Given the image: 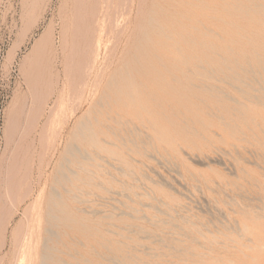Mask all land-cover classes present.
Masks as SVG:
<instances>
[{"label": "rangeland", "instance_id": "obj_1", "mask_svg": "<svg viewBox=\"0 0 264 264\" xmlns=\"http://www.w3.org/2000/svg\"><path fill=\"white\" fill-rule=\"evenodd\" d=\"M78 1L80 0H0V183L8 168L12 166L11 164H16L18 161L21 167L23 164V167L20 169L19 179L21 178V183L24 182L20 186V193L14 198V200L16 199L15 201L17 203L15 204H17V207L14 203H11V201L7 203L4 200L0 201V264H10L11 260L15 257L13 253L15 247L12 243L11 233L16 227L17 222L25 217L24 215H29L32 218L30 220V226H32L33 231H35L33 233V235H35V237L33 236V246L30 250V255L36 256L35 264H56L55 261L58 262L57 264H60L61 260H63L61 262L64 264L65 262L66 264H264V7H262L264 6V0H220L221 3L224 1V5L219 1V6L217 5L218 0H215V2L213 0H204L203 2L200 0V2L198 0H188L189 2L186 0H184L185 2L183 0H180L181 2L173 0V3L169 0L167 2L166 0H159L160 2L158 0H146V3H144L145 0H141L143 3L139 0H122L124 4H121V0H110L112 2L111 9L113 11L114 9L116 10L117 7V10L121 12L126 9L130 10L128 14H125V16L123 15L124 17H120L117 26L114 25L112 28L111 25L110 27L107 26L108 29L106 27L105 30H96L94 28L96 24L93 23V25L91 24L92 27H90V22H85V24L82 22L81 24L83 25L80 24L76 32L75 28H77V25L74 26L73 23V19L76 17L73 15V11L75 9L74 6L77 7V5L74 4H78ZM194 1L195 3L193 4ZM91 2L93 1L87 0L89 5L88 8ZM178 2L181 4L185 3L183 5L184 10L182 8L180 9L182 6ZM234 2L237 4L243 2V4L240 3L237 5ZM177 3L180 6L177 5ZM190 3L193 6H191ZM253 3L256 5H252ZM220 4L223 6V9H225L223 12ZM121 5H123V8ZM201 5H203L204 8L207 6L206 8L209 10L206 8L204 10ZM225 5L228 8H224ZM161 6H164V8ZM186 6H191L190 8L196 9L197 12L194 9L188 10ZM200 6L201 9L199 8ZM257 6L259 7L257 8ZM218 7H220V9ZM170 8H172L171 11L167 10ZM211 9H214V11L216 9L221 10L223 14L216 10V12L213 11V15ZM165 10L169 13L168 15H170V12L172 14L174 10L177 12H173L171 15H175L173 18L167 16ZM187 10L189 13L191 12L190 15ZM191 10H194L196 15ZM151 11H154L157 15L159 14L160 17L155 13L151 14ZM206 11H209L207 12V16L203 15ZM89 12L90 8L86 14L89 15ZM200 12L202 13L199 14ZM215 13H218L217 15H223L219 16L221 17L220 21L218 19L219 17L215 18ZM138 14L141 15L139 16ZM192 14L197 16L198 19ZM200 16L201 18H199ZM204 16L205 18H202ZM154 17L158 18L154 19ZM213 17L215 18L214 20ZM84 18L85 17H83V19ZM208 18L209 20L207 21ZM199 19H202V21ZM210 21L211 23H209ZM228 21H231L233 25ZM157 22H161L162 24L160 23L161 25H157ZM177 22L179 23L176 24ZM196 22H199L198 28L196 27ZM220 22L222 23L220 24ZM216 23H218V25ZM65 24L66 26L64 27L63 25ZM202 24L207 30L202 27ZM180 25L182 26L180 27ZM199 25L202 28H200ZM227 25L230 27L228 26L225 28ZM61 26L65 28L64 35H62L63 33L61 31L63 29ZM98 26H102V20L98 22ZM156 26H159V29ZM236 26L240 29L236 30ZM149 27H154L152 30L156 29L151 33ZM161 27L165 28L162 29L163 32H160ZM195 28L197 29L196 31L194 30ZM208 28L212 29L210 30ZM221 28L227 29L226 31L224 30L227 33ZM176 29L179 30L177 31ZM167 30L168 32H166ZM184 30H191L190 32L193 34L188 33L192 35H188L187 37L188 31L185 32ZM220 30L224 36L220 34ZM233 30L236 31L233 32ZM156 31L158 32L155 33ZM194 31L195 33L197 31L199 32L194 35ZM85 32L87 37L85 36ZM75 33L78 35H72ZM185 33L186 35H184ZM201 33L202 35L204 34V37L206 34L208 39L203 38ZM234 33H236V35H234ZM89 34L92 35V37ZM152 34L153 37H158L159 40L162 41L161 48L163 51H161V53L163 57L161 60L165 61V58L171 59L169 61L166 59V61H168L167 63L166 61H161V73L165 75L164 71L167 70L168 72L166 73H169L168 75L166 74L165 78L161 75V78L163 76L162 80H166V83L164 82L162 85L161 94H163V98L166 95L167 99L164 98L165 101L160 97L163 101L160 100L159 102L163 103L165 101L164 105L160 103L165 107L160 106L158 102V107L154 106L158 109L157 110L153 107V105H155L153 104L150 109L153 111L154 115H156L154 116L152 113H150V115L148 114L149 117H152L156 125H153L154 123L152 122L150 124L147 123L146 126L144 125L146 128L145 130L142 127L143 125H140L143 129L139 128L141 131L140 136L134 135L135 132L139 134L138 131H134L133 133L130 132L129 136L131 138L129 136L127 137L128 139L130 138V141L125 140L124 143H121V146L120 144L114 148L110 146L108 151H100V154H97L99 157L96 155V159L91 158L93 161L89 159L91 162L87 160L88 163L83 161V169L85 170L81 169L79 171L81 174L74 175L75 177L78 176L77 180L79 183L72 174L69 176L67 175L69 181L66 180L67 177H64L66 176L65 172H67L69 166L72 165L70 164L71 161H68L73 156L72 153H70L72 151L69 147L74 140L73 136L75 134L72 133H74V129L77 128L80 122H86L90 117V113L81 111H79L77 116L71 117L74 108L82 101V95L69 93V86L67 87V96L57 104V107L52 113L48 127L43 133V143L38 146V152L33 151L35 147L33 144V148L31 147V139L34 130L41 129L42 123L46 120V117L50 115L51 106L54 105V95L51 94L57 89L58 72H63L61 74L64 75V71H62L65 67L63 64L65 54L62 51L64 43L67 45L66 54H70L72 49H74L76 53L74 58L70 57L66 62L68 69H71L69 71L71 76L76 73L75 66L76 63L79 62V59L82 58V50L88 51L90 54L92 51H98V68H102L107 63L105 73L108 77H111L110 74L113 72L117 74V71L125 70L123 73H128V71L133 72L135 69L139 74L144 72L143 74L146 75L145 73L147 72L149 75L151 67L147 65V62H149V60L152 62V58L154 57L151 54V46H153L154 43V39L151 38ZM217 34L220 37L216 36ZM42 35H44V40L37 45ZM183 36L187 38H183ZM82 37H84L83 39L85 41L83 40V42L86 43V46L83 42H81V44L78 42V40L82 41L80 40ZM191 37H193V41H195L196 38L197 40L192 42ZM167 38L168 44L166 41ZM201 39L205 41H203L205 45L202 44V41H200ZM61 40L63 45L60 44ZM74 40H77V42L73 43L72 41ZM142 40L144 42H142ZM207 40L209 41L206 42ZM231 40H233V42ZM88 41L89 43L91 41L90 46H88ZM174 41L178 42L174 44ZM189 41L192 43H189ZM138 42L141 46H139ZM198 43H201L202 47L201 45L199 46ZM170 44L177 45L180 47L181 51L179 49L178 52V47L173 45L170 46ZM216 44L219 45L216 46ZM40 45L42 46L41 49ZM213 45L217 48H213ZM73 46H75V48ZM223 46H226V49ZM227 46L229 48H227ZM85 47H87V50ZM170 47L174 48L170 49L172 50L171 54L170 50H168ZM192 48L195 49L192 50ZM218 48L221 49L222 52ZM214 50L215 53H212ZM216 51H218V53ZM167 52H169L168 54L170 55H168ZM174 52L177 53L175 54ZM225 55L228 57H225ZM231 55L234 58H232ZM148 56L151 57V59ZM219 58L221 60H219ZM135 59H138L137 61L141 64V67L143 62L145 66L142 68L138 67L140 65H137ZM154 59L155 58H153V60ZM180 63L184 65L181 67L179 66L182 65ZM36 64L39 67L37 66L36 68ZM162 65L164 67H162ZM125 66L126 68H124ZM185 66L186 68H184ZM224 66L229 68H225ZM129 67H131V70ZM118 68H121V70ZM179 68L181 71L178 70ZM185 69L189 72H185ZM215 69H217L218 72ZM176 70L178 73L180 72L181 75H179L180 73H176ZM35 71L37 74L34 73ZM213 71L215 73H213ZM235 73L239 74V77H237ZM171 74L175 75L176 78ZM32 78L35 82H32ZM233 78H235V80ZM167 79H169V82ZM39 82L42 87L39 86ZM168 83L170 86L166 85ZM32 85L34 88L37 87V90H35L36 93L39 91L40 95L42 94L43 96L37 104L38 114L35 116L40 117L42 114L46 115L42 116L41 123L35 120L33 127L32 123L29 121H34L31 117L26 118V112L24 113V109H27L25 105H28L34 93ZM203 85L206 88H203ZM163 89L164 91H168L166 92L167 94H164L165 92H163ZM171 90H173L172 94L170 93ZM50 91L51 93L49 94ZM58 91H61V87L58 88ZM221 91L224 93H221ZM44 93L45 95H43ZM168 93L174 95L175 98L173 99V96L170 98ZM169 99L175 100L176 104L170 105L173 100L171 102ZM207 103L209 105H207ZM39 106H41V109ZM168 106L170 109H167ZM205 106L208 112L206 109H203ZM219 107H221V109ZM228 107L232 110H229ZM22 108L23 111H21ZM162 108L163 110H161ZM170 110H173L172 113ZM210 110L213 113H211ZM163 111L164 113H161ZM165 111L167 114H165ZM196 111L198 113H196ZM200 111L202 112L201 114H199ZM205 111L207 113H205ZM159 112L161 115L158 114ZM226 114L229 115V119L231 120L228 119V115ZM86 115H88V118ZM162 115L163 117H161ZM168 115L171 119L170 122L172 121L170 123L171 125L168 124ZM153 117H156V120ZM220 117H222L223 120ZM84 118L87 119L85 120ZM188 118L189 120L191 118L190 121L192 122H190ZM165 120L167 122L166 125H161L162 122V124H165ZM186 120H188L187 123ZM26 121H28V123ZM157 123L161 126H157ZM28 124L30 128H34V130H31ZM154 126L156 128H154ZM180 126H183L184 130H182ZM206 126L207 128H205ZM232 126H234L233 129L231 128ZM178 128L181 129V132ZM202 129H206L205 133ZM77 130L78 128L75 133ZM177 130L181 135L175 132ZM142 131L144 132L142 133ZM162 131L168 134L164 136L165 138H163L164 134ZM198 131H200V134H203L200 135ZM23 132L26 134H23ZM168 132L171 133L169 134ZM151 133L155 135L159 134L162 139H160L158 135L154 136ZM22 135H24V138ZM143 135H146V138L143 137L144 142L142 138ZM26 136H28V138ZM60 136H64V141L62 143L58 141ZM147 136L148 138L151 136L153 141H149ZM19 137L24 139L23 142L25 143H21ZM157 137L160 140L157 139L155 142V138ZM25 139L28 142H26ZM138 139L139 141L142 140V144ZM152 139L150 138V140ZM132 140H134L133 149L137 146L134 150L128 146L130 145L128 143H131ZM127 141L129 142L127 143ZM146 141L148 143H146ZM20 143L23 146L20 145ZM27 143L29 146H26ZM116 147L118 149H115ZM20 148H24L21 150L23 154H21ZM25 149L28 154L25 152ZM28 149L31 150L28 151ZM115 150H119V152ZM105 152H110L111 155ZM113 152L117 155L115 154L112 156ZM18 153L21 155H18ZM33 153L34 157H31ZM38 154L40 155L38 156ZM24 155L26 157H24ZM43 155L44 157H41ZM18 156L20 157L18 158ZM101 156L104 157L102 158ZM15 157L18 159H16L17 162H13ZM21 157L22 160H20ZM28 157L30 158L28 159ZM24 158L25 160H23ZM39 160H43L44 163ZM96 160L97 163L94 164ZM37 162H40L38 164L39 170H37ZM41 163H43L42 166H40ZM66 163L67 170L65 167ZM28 169L31 171L33 170L32 175L31 171L29 172ZM86 169L91 171L93 175H90L91 172ZM60 170L63 171L65 175ZM82 170L84 173H82ZM85 171H87L88 174L85 173ZM37 175H42V179ZM55 176L58 177L56 178ZM83 176H86V178L88 177V182ZM93 176L95 177L93 178ZM59 177H63V180L65 178L64 181L62 180L63 184ZM71 177L75 179L73 180ZM91 177L94 182L89 180V178L92 179ZM81 178L82 180L85 179V181H82ZM40 180L41 183L39 182ZM80 183L83 185L81 186ZM75 184H77V186ZM59 186L62 187V190ZM63 188L66 191H70L68 193L66 192V194ZM75 189H77V191L81 190L82 193H76ZM57 192H60V194ZM48 194H50V197L53 195L52 203H56V205L52 204V207L58 206L57 209L53 207V212L55 213L57 211V214L55 213L58 216L57 220H60L59 222L62 225L56 220L53 222L50 221V217L46 216V212H48L46 203L48 199H50ZM55 194L61 196L58 197V201ZM72 194H75V197H73ZM76 196L80 197L79 200L77 199L78 201H75V199L78 198ZM2 201L5 202H3L4 206H2ZM69 201L71 202L69 203ZM5 204L8 205L6 206ZM70 204H72V206ZM10 205H15L16 208ZM90 206L91 208L89 209ZM3 207L5 208L3 209ZM25 208L27 209L25 210ZM76 208L80 211L76 210ZM15 209L18 210V212ZM24 210L27 211V214L23 212ZM13 211L15 213H13ZM23 213L25 214L23 215ZM10 216L15 219L13 222L7 223L11 218ZM48 222L52 227H50L52 233L48 231L49 234L51 235L56 232L58 237L55 234V236L51 235V237H47L49 235L47 234L48 232H46L49 228ZM55 225L57 230L55 229ZM6 226L7 228L5 229ZM61 227L68 228L62 229ZM69 227L72 228L70 229ZM45 228L47 229L44 230ZM44 234L47 235L45 236ZM67 234L69 236H67ZM60 235H64L63 238ZM44 238L52 240L46 242L48 240L44 241ZM43 241L46 242V244L49 243L50 247L48 246V249L53 252L50 253L48 249L47 251L45 250L47 245L44 244ZM59 241L63 244L62 246L59 245ZM51 242L54 245H58L54 246ZM76 243L80 245V247ZM45 245L46 247L44 248L43 246ZM56 251L57 254H55ZM59 251L62 252L59 253ZM42 253L45 255V258H50L49 262L45 263L48 259H42V257H44ZM45 253L52 254V258L54 257L55 259L53 258V260L50 254ZM58 256L61 260H57ZM50 260H53V262L51 261L52 263H50ZM21 261H23V259H21ZM25 262L26 261L23 263Z\"/></svg>", "mask_w": 264, "mask_h": 264}, {"label": "bare ground", "instance_id": "obj_2", "mask_svg": "<svg viewBox=\"0 0 264 264\" xmlns=\"http://www.w3.org/2000/svg\"><path fill=\"white\" fill-rule=\"evenodd\" d=\"M76 1V0H75ZM89 1V0H88ZM91 1H93V2H91L90 4V12H89V15H87L86 13H87V11L89 10V8H88V3H87V0H80V1H78V4H74V5H77V7L76 6H74V11H73V15H75V19H73V23H74V26L75 25H77V28H75L76 29V32L78 31L77 29H78V26H80V24L82 23V22H84L83 24H85V22L87 23V22H90V27H92V25H93V23L94 24H96V27H94L96 30H105L106 29V27L107 26H111L112 25V28L114 27V25L115 26H117L118 24H119V21H120V17L121 16H125V14H128L129 12H130V10H127L126 9V7H125V9L126 10H123L122 12L121 11H119V10H117V8H116V10L114 9V11L111 9V4H112V2L110 1V0H91ZM141 3H143V1H141V0H139ZM159 1V0H158ZM168 0H166V2H167ZM169 1H171V3H173L172 1L173 0H169ZM177 1H180V0H177ZM184 1V0H183ZM187 2H189L188 0H186ZM192 1V0H191ZM199 1V0H198ZM197 1V2H198ZM200 1H204V0H200ZM199 1V2H200ZM214 2H215V0H213ZM217 1V0H216ZM220 0H218L217 1V3L219 2ZM233 1V0H232ZM237 1H240V0H237ZM127 2V1H126ZM155 2V1H154ZM160 2V1H159ZM158 2V3H159ZM181 2V1H180ZM185 2V1H184ZM186 2V3H187ZM206 2V1H205ZM214 2H213V4H214ZM144 3H146V0H145V2ZM163 3H164V1H163ZM179 3V2H178ZM177 3V5H179V4H181V3H179L178 4ZM192 3V2H191ZM190 3V4H191ZM195 3V1L193 2V4ZM208 3V2H207ZM212 3V2H211ZM220 3H221V1H220ZM223 3H224V1H223ZM223 3H221L222 5H224ZM227 3H230V2H227ZM235 3V2H234ZM240 3H242L243 4V2H239V4ZM249 3H251V2H249ZM249 3H248V5H249ZM121 4H124V2L122 3V0H121ZM130 4V3H129ZM138 4H139V2H138ZM162 4V3H161ZM169 4H170V2H169ZM169 4H167V5H169ZM175 4H176V2H175ZM185 4V3H184ZM183 3L181 4V6L182 7H180V9L182 8L183 9V5H184ZM189 4V5H190ZM199 4V3H198ZM201 4H203V3H201ZM209 4V3H208ZM220 4V7L222 6ZM235 4H237V3H235ZM239 4H237V5H239ZM241 4V5H242ZM258 4V3H257ZM118 5H119V3H118ZM140 5V4H139ZM138 5V6H139ZM171 5V4H170ZM177 5H176V7H177ZM187 5V4H186ZM207 5V4H206ZM212 5V4H211ZM218 6H219V3L217 4ZM228 5V4H227ZM232 5V4H231ZM240 5V6H241ZM252 5H256V4H252ZM260 5V4H259ZM122 6V8H123V5H121ZM146 6V5H145ZM154 6V5H153ZM156 6V5H155ZM160 6V5H159ZM180 6V5H179ZM191 6H193L192 4H191ZM190 6V7H191ZM196 6V5H195ZM202 7H203V5H201ZM201 6L199 7L200 9H201ZM208 6V5H207ZM206 6V7H207ZM213 6V5H212ZM212 6H211V8H212ZM232 6H234V5H232ZM232 6H230V7H232ZM260 6H262V5H260ZM119 7H120V5H119ZM139 7H141V6H139ZM138 7V8H139ZM144 7V6H143ZM158 7V6H157ZM162 7V6H161ZM173 7H174V5H173ZM176 7H175V9H176ZM187 7V6H186ZM190 7H187L188 8V10L189 9H194V8H190ZM197 7H198V5H197ZM197 7H195V8H197ZM205 7V8H206ZM220 7H218L219 9H220ZM225 7H227L226 5L224 6V8ZM241 7H243V6H241ZM259 6H257V8H258ZM262 7H264V6H262ZM156 8V7H155ZM162 8H164V6L162 7ZM161 8V9H162ZM167 8V7H166ZM204 8V7H203ZM202 8V9H203ZM205 8H204V10H205ZM208 8H209V6H208ZM208 8H206L207 10H209ZM214 8H215V6H214ZM217 8V7H216ZM228 8V7H227ZM234 8V7H233ZM251 8V7H250ZM256 8V7H255ZM140 9V8H139ZM142 9H144V8H142ZM154 9V8H153ZM171 9L172 8H170V9H167V10H169V11H171ZM221 9H222V12L225 10V9H223V6L221 7ZM234 9H236V8H234ZM233 9V10H234ZM239 9V8H238ZM246 9H248V8H246ZM155 10V9H154ZM156 10H157V8H156ZM164 10V9H163ZM162 10V12L164 13V11ZM167 10H165V12L167 13ZM177 10V9H176ZM176 10H172L173 12H175ZM184 10V9H183ZM185 10H186V8H185ZM187 10V11H188ZM194 10H196V9H194ZM194 10L192 11V12H194ZM212 10V9H211ZM217 10V12H221V10H218V9H216ZM216 10L214 11V9L211 11V13L213 14V11L214 12H216ZM230 10H232V9H230ZM257 10V9H256ZM139 11V10H138ZM144 11V10H143ZM159 11H160V9H159ZM182 11V10H181ZM200 11V10H199ZM198 11V12H199ZM227 11V10H226ZM225 11V12H226ZM261 11V10H260ZM140 12H141V10H140ZM150 12V11H149ZM173 12H172V14H173ZM177 12V11H176ZM186 12V11H185ZM196 12H197V10H196ZM207 12H209V11H206V13H204L203 15H206L207 16ZM221 12V13H222ZM229 12V11H228ZM237 12H239V11H237ZM246 12V11H245ZM249 12V11H248ZM71 13V12H70ZM147 13V12H146ZM153 13H155L154 11L152 12L151 11V14H153ZM159 13H161V12H159ZM180 13V12H179ZM187 13V12H186ZM188 13H189V11H188ZM191 13V12H190ZM190 13H189V15H190ZM195 13V12H194ZM202 12H200L199 14H201ZM227 13V12H226ZM114 14V15H113ZM141 14H142V12H141ZM140 14V15H141ZM156 14V13H155ZM169 13H167L166 15L167 16H170V17H173L174 18V16H171L172 14H171V12H170V15H168ZM182 14V13H181ZM218 14V13H217ZM216 13H215V18L216 17H219L220 15H217ZM223 14V13H222ZM68 15V14H67ZM139 15V14H138ZM139 15V16H140ZM157 15V14H156ZM183 15H186V14H183ZM193 15V14H192ZM195 15H196V13H195ZM198 15V14H197ZM209 15V14H208ZM211 15V14H210ZM214 15V14H213ZM217 15V16H216ZM228 15V14H227ZM232 15V14H231ZM123 16V17H124ZM149 16V15H148ZM154 16V15H153ZM158 17H160L159 16V14L157 15ZM180 16V15H179ZM194 16V15H193ZM192 16V17H193ZM221 16H223V15H221ZM225 16V15H224ZM230 16V15H229ZM83 17H85L84 19H83ZM128 17V16H127ZM145 17V16H144ZM158 17H154V19L156 18H158ZM162 17H164V16H162ZM169 17V18H170ZM183 17V16H182ZM189 17V16H188ZM194 17H196V19H198L197 18V16H194ZM67 18V17H66ZM65 18V19H66ZM88 18V19H87ZM141 18V17H140ZM165 18V17H164ZM168 18V17H167ZM186 18H187V16H186ZM199 18H201V16L199 17ZM202 18H205V16L204 17H202ZM210 18V17H209ZM209 18L207 19V21L209 20ZM212 18V17H211ZM214 17H213V20L215 19ZM220 18L221 17H219L218 19H219V21H220ZM225 18H227L226 16H225ZM152 19V18H151ZM162 19V18H161ZM172 19V18H171ZM170 19V20H171ZM184 19H185V17H184ZM188 19V18H187ZM230 19H231V16H230ZM229 19V20H230ZM253 19V18H252ZM86 20V21H85ZM102 20V26L101 27H99L98 26V22L99 21H101ZM142 20V19H141ZM149 20V19H148ZM159 20V19H158ZM166 20V19H165ZM168 20V19H167ZM189 20V19H188ZM192 20V19H191ZM199 20H201L202 21V19H199ZM205 20V19H204ZM217 20V19H216ZM215 20V21H216ZM222 20V19H221ZM227 20H228V18H227ZM226 20V21H227ZM157 21V20H156ZM164 21V20H163ZM214 21V22H215ZM222 21H224V20H222ZM232 21V20H231ZM231 21L229 22V23H231ZM140 22V21H139ZM152 22H154V21H152ZM171 22H172V20H171ZM182 22V21H181ZM217 22V21H216ZM66 23H67V21H66ZM154 23H156V22H154ZM161 22H157V25H159ZM179 22H177L176 24H178ZM183 23V22H182ZM201 23V22H200ZM209 23H211V21L209 22ZM222 22H220V24H221ZM63 24H64V20H63ZM83 24H81V25H83ZM89 24V23H88ZM92 24V25H91ZM162 24V23H161ZM160 24V25H161ZM190 24V23H189ZM196 24H197V28H198V24H199V22H196ZM207 24H208V22H207ZM217 25H218V23H216ZM225 24V23H224ZM232 24V23H231ZM231 24H229V25H231ZM87 25V24H86ZM188 25V24H187ZM192 25V24H191ZM194 25V24H193ZM205 25V24H204ZM211 25V24H210ZM215 25V24H214ZM229 25H227L225 28H227ZM233 25V24H232ZM231 25V26H232ZM235 25V24H234ZM239 25V24H238ZM64 27L66 26V24L65 25H63ZM87 26H89V25H87ZM138 26V25H137ZM169 26V25H168ZM177 26V25H176ZM182 25H180V27H181ZM212 26V25H211ZM62 28V26H61V28L63 29L61 32L63 33L62 35H64V32H65V28ZM89 27V28H90ZM123 27V26H122ZM155 27V26H154ZM154 27H152V28H154ZM156 27H158V29H159V26H156ZM167 27V26H166ZM191 27V26H190ZM199 27L200 28H205L204 26H203V24H202V27L199 25ZM215 27H216V25H215ZM230 27V26H229ZM234 27V26H233ZM232 27V28H233ZM238 26H236V30H238V29H240L239 27H240V25H239V27L237 28ZM80 28V27H79ZM141 28V27H140ZM150 28V27H149ZM152 28H150L151 30V33H152V31L154 30L155 31V29H153L152 30ZM164 28V27H163ZM162 27H161V30L163 29ZM184 28V27H183ZM199 28V29H200ZM219 28H220V26H219ZM74 29V30H75ZM107 29H108V27H107ZM165 29V28H164ZM198 29V30H199ZM206 29V28H205ZM208 29H212V28H208ZM217 29V28H216ZM222 29V28H221ZM229 29V28H228ZM68 30V29H67ZM89 30V29H88ZM113 30V29H112ZM136 30H138V29H136ZM160 30V32H163V30L161 31ZM177 30V29H176ZM179 30V29H178ZM177 30V31H178ZM180 30H181V28H180ZM195 31L197 30L196 28L194 29ZM204 30V29H203ZM207 30V29H206ZM223 31L225 30V29H222ZM227 30V29H226ZM225 30V31H226ZM236 30H233V32L234 31H236ZM140 31V30H139ZM143 31V30H142ZM171 31H172V29H171ZM185 31V30H184ZM186 31H188L187 32V37H188V35H192L193 33L192 32H190L191 30H186ZM185 31V32H186ZM195 31H194V35L195 34H198L197 32H199V31H201V30H199V31H197L196 33H195ZM221 31V30H220ZM224 31V32H225ZM232 31V30H231ZM74 32V31H73ZM81 32V31H80ZM158 31H156L155 33H157ZM159 32V33H160ZM166 32H168V30L166 31ZM182 32V31H181ZM144 33V32H143ZM149 33V32H148ZM155 33H153V34H155ZM170 33V32H169ZM178 33V32H177ZM188 33H192V34H188ZM225 33H227V32H225ZM231 33V32H230ZM47 34V33H46ZM45 34V36L47 37V35ZM60 34V33H59ZM137 34V33H136ZM150 34V33H149ZM153 34H152V37L151 36H149V37H151V38H153L154 39V43H153V46H151V48H152V53L150 52V51H148V52H150L154 57L153 58H155L154 60H153V58H152V62L149 60V62H147V65H149L151 68V70H150V72H149V75H148V73L146 72L145 74L146 75H144L142 72H141V74H139L138 73V71L136 70H133V72L132 71H128V73L126 72V73H123V71H125V70H123V71H117V74H116V72H113V73H111L110 75H111V77L109 76L108 77V75H106V73H105V68H106V66H107V63L101 68H98V64H97V55L99 54V53H97L98 51H96V52H94V51H92V53L90 54V53H88V51H83L82 50V52H83V55H82V58H81V56H80V58L81 59H79V62H77L76 63V66H75V72L76 73H74V75H72L71 76V74L69 73V71L71 70H69L68 69V67L66 66V62H67V60H68V58L70 59V57L71 58H74V55H76V53H75V51H74V49H72L71 50V52H70V54H66V44L64 43V46H63V49H62V51H63V53L65 54V57H64V59H63V64H64V70H62V71H64V75H62L61 73H63V72H58V76H57V89H56V91H52L53 93L51 94V95H54V105L53 106H51V109H50V115L48 116V117H46V120L42 123V127H41V129H35L34 130V128H30V123H32V127L34 126L33 124H35V120L37 121V122H39V123H41L42 122V116H44L45 114H42L40 117L39 116H35L36 114H38V111H37V104H38V102L40 101V98L41 97H43L42 96V94L40 95V93H39V91H37V93H36V91L35 90H37V87L36 88H34L33 87V85H32V87L34 88V93L33 92H31V93H33V96H32V99H31V101L28 103V105H25V106H27V109H24V113L26 112V114L25 115H27V117L26 118H32V120L34 121V122H31V121H29V119H28V121L30 122L28 125V127L32 130H34V134H33V136H32V139H31V147H32V144L35 146L34 147V152H38V146H39V144H42L43 143V133L45 132V130L47 129V127H48V123H49V121H50V117H51V115H52V113L54 112V110H55V108L57 107V104L61 101V100H63L64 99V97L65 96H67V92H66V89H67V87L70 89V92L69 93H77V94H79V95H82L81 97H82V101L74 108V110H73V112H72V114H71V117H75V116H77L78 114H79V111H81V112H85V113H90V117L88 118L87 116L88 115H86V117L88 118V120L86 121V122H80L79 123V125H77V128H78V130H77V132L75 133V131H76V129H74L75 131H74V133H72V134H75L74 136L73 135H71V136H73L74 138V140L72 141V143L69 145V147H70V149H71V151L72 152H70V153H72V158H70L69 160L68 159H66V160H68L69 162H70V164H72L71 166H69V168H68V170H67V167H66V165H67V163L65 164V167H66V170H67V172H65V174H66V176H64V177H67V179L66 180H68L69 181V179H68V176L70 175V174H72L73 176L74 175H78V174H81V172L79 173V171L81 170V169H83V161H90L89 159H91V158H94V159H96L95 158V156L98 154H100V151H108L109 149L108 148H110V146L111 147H115V146H118L119 144H120V146H121V143H124L125 142V140H129L131 137L129 136V134H130V132L131 133H133L134 131H138V133L139 134H136V132H135V134L134 135H139L140 136V133H141V131L139 130V128H141L140 127V125H143L142 127L144 128V130L146 129L145 127H144V125L146 126L147 125V123H154V121H153V119H152V117H149V115H150V113H152L153 115H154V113H153V111L150 109L151 108V106L153 105V104H155V105H153V107L154 106H157V104H158V102L160 101V100H165V99H167V97H166V95H165V99L163 98V94H161L162 93V85L164 84V82L166 83V80L164 79V80H162L163 79V76H164V78H165V76H166V74L168 75L169 73H166V72H168V70L167 71H164V73H165V75H163V73H161L162 72V68H161V61H163V60H161L162 59V53H161V51H163L162 50V48H161V42L162 41H160L159 40V38L158 37H153ZM161 34V33H160ZM166 34H168V33H166ZM173 34V33H172ZM176 34V33H175ZM220 34H222V31L220 32ZM238 34V33H237ZM49 35V34H48ZM66 35H67V32H66ZM65 35V36H66ZM72 35H78V34H72ZM83 35V34H82ZM90 35V34H89ZM141 35H142V33H141ZM144 35V34H143ZM159 35V34H158ZM162 35L164 36V34L162 33ZM161 35V36H162ZM183 35V34H182ZM184 35H186V33L184 34ZM204 35V34H203ZM202 35V33H201V36H203ZM223 35V34H222ZM228 35V34H227ZM234 35H236V33H234ZM239 35V34H238ZM237 35V36H238ZM85 36L87 37V35H86V32H85ZM91 37H92V35H90ZM94 36V35H93ZM157 36V35H156ZM170 36V35H169ZM172 36V35H171ZM216 36H219L218 34L216 35ZM224 36V35H223ZM61 37V36H60ZM115 37V36H114ZM141 37V36H140ZM146 37V36H145ZM165 37V36H164ZM168 37V36H167ZM173 37H174V34H173ZM173 37H172V39H173ZM178 38H180L179 36H177ZM185 36H183V38H184ZM187 37H185V38H187ZM190 37V36H189ZM220 37V36H219ZM225 37H228V36H225ZM230 38H232L231 36H229ZM72 38H73V36H72ZM77 38V37H76ZM84 37H82L81 39L80 38H78V39H80V40H82V41H79L78 40V42H80V44H81V42H83V39ZM170 38V37H169ZM176 38V37H175ZM192 38V42H195L196 40H197V38H196V40L195 41H193V37H191ZM203 38H207V36H206V34H205V37L203 36ZM202 38V39H203ZM62 39H64V38H62ZM66 39H67V37H66ZM87 39V38H86ZM89 39V38H88ZM119 39V38H118ZM148 39V38H147ZM182 39V38H181ZM190 39V38H189ZM195 39V38H194ZM200 40V41H202V44H203V41L204 40ZM208 39V38H207ZM222 39V38H221ZM233 39H234V37H233ZM236 39V38H235ZM247 39V38H246ZM44 40V35H42V38L38 41V43H37V45H39L42 41ZM46 40V39H45ZM92 40H93V38H92ZM168 40V38L166 39V41ZM174 40V39H173ZM184 40V39H183ZM185 40H187V39H185ZM223 40V39H222ZM227 40V39H226ZM230 40V39H229ZM238 40V39H237ZM85 41V40H84ZM87 41V40H86ZM99 41H100V39H99ZM141 41V40H140ZM147 41H149V40H147ZM188 41V40H187ZM186 41V42H187ZM209 40H207L206 42H208ZM217 41V40H216ZM232 42H233V40H231ZM73 43H76L77 42V40H74V41H72ZM142 42H144L143 40H142ZM175 42H178V41H174L173 43L175 44ZM192 42H190L189 41V43H192ZM198 42V41H197ZM205 42V41H204ZM220 42V41H219ZM88 43V46H90V43H91V41H90V43H89V41L87 42ZM146 43V42H145ZM150 43H152V42H150ZM166 43V42H165ZM170 43V42H169ZM172 43V42H171ZM217 43V42H216ZM60 44H62V40H61V42H60ZM71 44V43H70ZM83 44H85V46H86V43H84L83 42ZM99 44H100V42H99ZM135 44V43H134ZM138 44H139V42H138ZM163 44V43H162ZM167 44H168V41H167ZM166 44V45H167ZM174 44H170V46L171 45H173V46H177V45H174ZM212 44H214V43H212ZM36 45V44H35ZM43 45V44H42ZM63 45V44H62ZM146 45V44H145ZM193 45V44H192ZM198 45L200 46L201 45V43H198ZM203 45H205V43L203 44ZM219 44H216V46H218ZM225 45V44H224ZM61 46V45H60ZM78 46V45H77ZM139 46H141L140 44H139ZM148 46H150V45H148ZM167 46H169V45H167ZM181 46V45H180ZM183 46V45H182ZM191 46V45H190ZM214 47L213 48H215L216 46L215 45H213ZM41 45H40V49H41ZM74 48H75V46H73ZM72 47V48H73ZM84 47V46H83ZM82 47V48H83ZM147 47V46H146ZM162 47H163V45H162ZM178 47V46H177ZM201 47H202V45H201ZM224 47V46H223ZM226 47V46H225ZM224 47V48H225ZM79 48V47H78ZM87 47H85V49H86ZM143 48V47H142ZM166 48H168V47H166ZM183 48V47H182ZM197 48V47H196ZM199 48V47H198ZM212 48V47H211ZM212 48V49H213ZM217 48V47H216ZM215 48V49H216ZM219 48H220V46H219ZM218 48V49H219ZM223 48V49H224ZM227 48H229L228 46H227ZM77 49V48H76ZM135 49H136V47H135ZM143 49H145V48H143ZM163 49H165V48H163ZM170 49H174L173 47L171 48H169L168 50H170ZM176 49V48H175ZM179 49H180V47H178V52H179ZM195 48H192V50H194ZM202 49V48H201ZM204 49V48H203ZM226 49V48H225ZM37 50V49H36ZM87 50V49H86ZM94 50V49H93ZM133 50H134V48H133ZM184 50V49H183ZM221 52H222V50L221 49H219ZM231 50V49H230ZM235 50V49H234ZM68 51V50H67ZM77 51V50H76ZM138 51V50H137ZM146 51V52H147ZM171 51L172 50H170V54H171ZM180 51H181V49H180ZM187 51V50H186ZM201 51V50H200ZM236 51H237V47H236ZM81 52V51H80ZM135 52V51H134ZM144 52V51H143ZM217 53H218V51H216ZM223 52H224V50H223ZM233 52V51H232ZM149 53V54H150ZM169 52H167V54H168ZM175 54L177 53V52H174ZM185 53V52H184ZM197 53V52H196ZM202 53H203V51H202ZM212 53H215V50H214V52H212ZM216 53V54H217ZM220 53V52H219ZM234 53V52H233ZM238 53V52H237ZM240 53V52H239ZM80 54V53H79ZM145 54V53H144ZM170 54H168V55H170ZM182 54V53H181ZM185 54H187V53H185ZM216 54H214L215 56H217ZM221 54H223V53H221ZM235 54V53H234ZM39 55V54H38ZM71 55V56H70ZM130 55V54H129ZM141 55H142V53H141ZM164 55V54H163ZM167 55V56H168ZM188 55H190V54H188ZM199 55V54H198ZM212 55V54H211ZM131 56V55H130ZM134 56V55H133ZM165 56V55H164ZM172 56H175V55H172ZM200 56V55H199ZM221 56H223V55H221ZM236 56H237V54H236ZM235 56V57H236ZM76 57H78V56H76ZM149 57V56H148ZM169 57V56H168ZM196 57H197V55H196ZM225 57H228L227 55H225ZM231 57L232 58H234L232 55H231ZM135 58V57H134ZM139 58V57H138ZM145 58H147V57H145ZM150 59H151V57H149ZM165 58V57H164ZM171 58V57H170ZM221 58V57H220ZM219 58V60H221ZM231 58V59H232ZM37 59H39V58H37ZM58 59V58H57ZM131 59V58H130ZM166 59L167 58H165L164 60L166 61ZM216 59V58H215ZM136 60V59H135ZM138 60V59H137ZM136 60V61H137ZM139 60H141V59H139ZM148 60V59H147ZM168 61L169 60H171V59H167ZM190 60V59H189ZM191 60H193V59H191ZM195 60V59H194ZM238 60V59H237ZM264 60V59H263ZM36 61V60H35ZM39 61V60H38ZM65 61V62H64ZM71 61H72V59H71ZM70 61V62H71ZM131 61V60H130ZM165 61H163V62H165ZM168 61H166V63L168 62ZM234 61L236 62V60L234 59ZM75 62V61H74ZM146 62V61H145ZM151 62V63H150ZM193 62V61H192ZM196 62V61H195ZM220 62V61H219ZM225 62V61H224ZM239 62V61H238ZM248 62V61H247ZM38 63V62H37ZM69 63V62H68ZM134 63H135V61H134ZM144 63V62H143ZM143 63H142V67L143 66H145V64L143 65ZM176 63V62H175ZM228 63V62H227ZM40 64V63H39ZM125 64H127V63H125ZM133 64V63H132ZM131 64V65H132ZM140 65V66H138V67H141V64L140 63H138V61H137V65ZM169 64H171V63H169ZM178 64V63H177ZM180 64H182V63H180ZM190 64V63H189ZM221 65L223 64V63H220ZM72 65V64H71ZM123 65V64H122ZM134 65H136V64H134ZM133 65V66H134ZM167 65V64H166ZM172 65H174V64H172ZM184 64H182V65H179V66H183ZM224 65V64H223ZM229 65V64H228ZM237 65H238V63H237ZM37 64H36V68H37ZM63 66V65H62ZM124 66V65H123ZM129 66V65H128ZM127 66V67H128ZM168 66V65H167ZM175 66V65H174ZM194 66V65H193ZM219 66V65H218ZM233 66V65H232ZM239 66V65H238ZM39 67V66H38ZM135 67H137V66H135ZM141 67V68H142ZM147 67V66H146ZM162 67H164L163 65H162ZM168 67H170V66H168ZM176 67V66H175ZM225 67V66H224ZM124 68H126V66L124 67ZM130 68V70H131V67H129ZM166 68V67H165ZM171 68V67H170ZM177 68V67H176ZM184 68H186V66L184 67ZM225 68H229V67H225ZM235 68H237V67H235ZM240 68H241V66H240ZM119 69V68H118ZM117 69V70H118ZM146 69V68H145ZM148 69V68H147ZM173 69V68H172ZM188 69V68H187ZM238 69V68H237ZM36 70V69H35ZM42 70V69H41ZM119 70H121V68L119 69ZM139 70V69H138ZM170 70V69H169ZM178 70H180L181 71V69L179 68ZM183 70V69H182ZM186 70V69H185ZM215 70H217V69H215ZM219 70H220V68H219ZM239 70V69H238ZM116 71V70H115ZM127 71V70H126ZM144 71V70H143ZM152 71V72H151ZM221 71V70H220ZM230 71H231V69H230ZM185 72H189V71H185ZM211 72H212V70H211ZM217 72H218V70H217ZM222 72V71H221ZM227 72V71H226ZM236 72V71H235ZM34 73H36L37 74V72L35 71ZM45 73V72H44ZM176 73H178L177 72V70H176ZM180 73V72H179ZM178 73V74H179ZM213 73H215L214 71H213ZM227 73H229V72H227ZM232 73H233V71H232ZM237 73V72H236ZM235 73V74H236ZM222 74V73H221ZM234 74V75H235ZM47 75V74H46ZM161 75H163L162 76V78H161ZM171 75H173V74H171ZM170 75V76H171ZM179 75H181V73L179 74ZM215 75V74H214ZM217 75V74H216ZM224 75V74H223ZM239 74H236V76L237 77H239L238 76ZM32 76H33V74H32ZM36 76V75H35ZM225 76V75H224ZM235 76V77H236ZM42 77V76H41ZM173 77H175L176 78V76L175 75H173ZM226 77V76H225ZM231 77V76H230ZM169 78V77H168ZM227 78V77H226ZM33 79V78H32ZM37 79H38V77H37ZM170 79V78H169ZM169 79H167L168 80V82H169ZM234 80H235V78H233ZM39 80H41V79H39ZM173 80V79H172ZM237 80V79H236ZM34 81V79L32 80V82ZM44 81V80H43ZM42 81V82H43ZM163 81V82H162ZM35 82V81H34ZM173 82V81H172ZM36 84V83H35ZM166 85H168V86H170L169 85V83L168 84H166ZM165 85V86H166ZM38 86V85H37ZM39 86H40V82H39ZM168 86H167V88H168ZM209 86V85H208ZM40 87H42V85L40 86ZM47 87V86H46ZM59 87H61V91H58V88ZM203 88H206L204 85L202 86ZM210 87V86H209ZM45 88V87H44ZM171 88V87H170ZM172 88H173V86H172ZM210 88H212V87H210ZM164 89H166V88H164ZM164 89H163V92H165L164 94H167L166 92H168L167 90L166 91H164ZM213 89V88H212ZM40 90V89H39ZM42 90V89H41ZM208 90H210V89H208ZM41 92V91H40ZM172 92H173V90H171V94H172ZM214 92V91H213ZM223 91H221V93H222ZM48 93V92H47ZM51 93V91L49 92V94ZM170 93H168V95H169V97L171 98V96H173V99L175 98L174 97V95H170ZM215 93V92H214ZM224 93V92H223ZM174 94V93H173ZM43 95H45V93L43 94ZM226 95V94H225ZM224 95V96H225ZM175 96H176V94H175ZM160 97H162V99L160 98ZM223 97V96H222ZM42 99V98H41ZM44 99H45V97H44ZM172 99V100H173ZM162 100V101H163ZM170 100V99H169ZM172 100H170L171 102H172ZM200 100V99H199ZM204 100V99H203ZM42 101H44V100H42ZM42 101H41V103H42ZM166 101V100H165ZM164 101V102H165ZM205 101V100H204ZM237 101V100H236ZM27 102V101H26ZM164 102L162 103V102H159V104L161 103V104H163L164 105ZM169 102V101H168ZM170 102V103H171ZM202 102V101H201ZM207 102V101H206ZM41 103H39V104H41ZM169 103V104H170ZM175 103V100H173V102H172V104H170V105H173ZM204 103V102H203ZM236 103V102H235ZM48 104V103H47ZM158 104V105H159ZM160 104V106H162ZM166 104V103H165ZM176 104V103H175ZM150 105V106H149ZM207 105H209L208 103H207ZM240 105V104H239ZM43 106V105H42ZM159 106V107H160ZM167 106V105H166ZM176 106V105H175ZM178 106V105H177ZM228 106V105H227ZM40 107V109H41V106H39ZM152 107V108H153ZM158 107V106H157ZM162 107H165V106H162ZM173 107V106H172ZM187 107V106H186ZM232 107V106H231ZM23 108H24V106H23ZM23 108H22V110L21 111H23ZM154 108H156V107H154ZM178 108V107H177ZM199 108V107H198ZM220 109H221V107H219ZM224 108V107H223ZM157 109V108H156ZM156 109H155V112H156ZM160 109V108H159ZM167 109H170L169 108V106L167 107ZM204 110L206 109V106L203 108ZM228 109H229V107H228ZM235 109V108H234ZM158 110V109H157ZM161 110H163V108L161 109ZM164 110H165V108H164ZM178 110V109H177ZM176 110V112L178 113V111ZM196 110H198V109H196ZM207 110V109H206ZM229 110H232V109H229ZM240 110V109H239ZM36 111H37V113H36ZM44 111H45V109H44ZM171 111V113H172V111L173 110H170ZM211 111V110H210ZM46 112V111H45ZM207 112H208V110H207ZM206 111H205V113H207ZM238 112V111H237ZM161 113H164V111L163 112H161ZM177 113H174V114H177ZM190 113V112H189ZM196 113H198L197 111H196ZM202 112L200 111V113L199 114H201ZM211 113H213L212 111H211ZM220 113V112H219ZM21 114V113H20ZM149 114V115H148ZM158 114H160V112L158 113ZM165 114H167V112L165 111ZM164 114V115H165ZM187 114V113H186ZM185 114V115H186ZM233 114V113H232ZM156 115V114H155ZM154 115V116H155ZM161 115V114H160ZM221 115V114H220ZM226 115H228V114H226ZM225 115V116H226ZM46 116V115H45ZM158 116V115H157ZM171 116V115H170ZM175 116V115H174ZM187 116V115H186ZM185 116V117H186ZM198 116V115H197ZM85 117V116H84ZM161 117H163V115L161 116ZM166 117V116H165ZM165 117H164V119H165ZM172 117V116H171ZM190 117V116H189ZM218 117V116H217ZM37 118V119H36ZM86 118V119H87ZM154 119L156 118V117H153ZM220 118H222V117H220ZM219 118V119H220ZM85 119V118H84ZM85 119V120H86ZM186 119V118H185ZM184 119V120H185ZM192 119H194V118H192ZM228 119H229V115H228ZM227 119V120H228ZM31 120V119H30ZM156 120V119H155ZM168 124L169 125H171L170 123L172 122H170V118H169V115H168ZM188 120H189V118H188ZM188 120H186V123L188 122ZM190 120H191V118H190ZM189 120V121H190ZM222 120H223V118H222ZM226 120V121H227ZM229 120H231V119H229ZM28 121H26L27 123H28ZM84 121V120H83ZM160 121V120H159ZM159 121H158V123H159ZM164 121V120H163ZM36 122V123H37ZM173 122H175V121H173ZM190 122H192V121H190ZM223 122V121H222ZM221 122V123H222ZM232 122H234V121H232ZM157 123V126L158 125H160V124H158ZM163 123V122H162ZM161 123V125H166V120H165V124H162ZM221 123H220V125H221ZM149 124H148V126H149ZM189 124V123H188ZM227 124V123H226ZM226 124H225V126H226ZM234 124V123H233ZM153 125H156L155 123L153 124ZM160 125V126H161ZM224 125V124H223ZM235 125V124H234ZM14 126V125H13ZM37 126V125H36ZM159 126V127H160ZM186 126V125H185ZM209 126V125H208ZM229 126V125H228ZM231 126V125H230ZM16 127V126H15ZM167 127H169V126H167ZM166 127V128H167ZM175 127V126H174ZM179 127V126H178ZM180 127H182V130H184V128H183V126H180ZM224 127V126H223ZM227 127V126H226ZM233 127L234 126H232L231 128L233 129ZM154 128H156L155 126H154ZM158 128V127H157ZM164 128V127H163ZM165 128V129H166ZM177 128V127H176ZM175 128V129H176ZM205 128H207V126L205 127ZM13 129V128H12ZM17 129V128H16ZM29 129V130H30ZM136 129V130H135ZM142 129V128H141ZM153 129V128H152ZM160 129V128H159ZM179 129V128H178ZM235 129V128H234ZM41 130V131H40ZM143 130V129H142ZM148 130V129H147ZM163 130V129H162ZM180 130V132H181V129H179ZM203 130V129H202ZM206 130V129H205ZM205 130H203L204 131V133H205ZM149 131V130H148ZM155 131H157V130H155ZM154 131V132H155ZM164 132H166L165 130H163ZM162 131V132H163ZM12 132V131H11ZM14 132V131H13ZM16 132V131H15ZM26 132V131H25ZM25 132H23V134H26ZM144 131H142V133H143ZM150 132V131H149ZM152 132V131H151ZM163 132V138H165L164 136L165 135H168V134H165ZM175 132H178V130L177 131H175ZM199 132V134H200V131H198ZM202 132V131H201ZM167 133V132H166ZM169 134L171 133V132H168ZM179 133V132H178ZM30 134H31V132H30ZM151 134H153L154 136H156V135H158V137L160 138L161 136L159 135V134H154V133H151ZM180 134V133H179ZM178 134V135H179ZM203 134V133H202ZM202 134H200V135H202ZM14 135V134H13ZM29 135V134H28ZM142 135V134H141ZM147 135V134H146ZM145 135V136H146ZM152 135V136H153ZM162 135V134H161ZM181 135V134H180ZM179 135V136H180ZM206 135V134H205ZM24 135H22V137H23ZM130 137L129 139L127 138V137ZM131 136H132V134H131ZM144 135L142 136V138L143 137H145ZM149 136V135H148ZM148 136H147V138H148ZM171 136V135H170ZM183 136V135H182ZM21 137V136H20ZM19 137V140H21V143H25V142H23V140L24 139H21ZM27 138H28V136H26ZM133 137V136H132ZM155 138L156 140H155V142L157 141V139H159V138ZM24 138V137H23ZM139 138V137H138ZM146 138V137H145ZM150 138L152 139V137L150 136L148 139H149V141H153V139L152 140H150ZM72 139V138H71ZM132 139H134V138H132ZM137 139V138H136ZM139 139H141V138H139ZM139 139H138V141H139ZM148 139H147V141H148ZM160 139H162V138H160ZM159 139V140H160ZM26 140V139H25ZM146 140V139H145ZM60 143H62L63 141H64V136H60V138H59V140H58ZM130 141V140H129ZM129 141H127V143L129 142ZM134 140H132L131 141V143H128V144H130V145H128V146H130L132 149H133V146H134V142H133ZM142 141V140H141ZM141 141H139L140 143H141ZM146 141V143H148ZM171 141V140H170ZM26 142H28L27 140H26ZM132 142H133V144H132ZM138 142V143H139ZM143 142H144V138H143ZM158 142H160V141H158ZM168 142V141H167ZM171 142H173V141H171ZM20 143V145H22ZM136 143V142H135ZM142 144V143H141ZM155 144V143H154ZM169 144H171V143H169ZM25 145V144H24ZM57 145V144H56ZM62 145V144H61ZM124 145V144H123ZM125 145H126V147H127V144L125 143ZM140 145V144H139ZM149 145H151V144H149ZM172 145H173V143H172ZM23 146V145H22ZM26 146H29V144L27 143V145ZM25 146V147H26ZM135 146H136V144H135ZM167 146H168V144H167ZM21 147V146H20ZM24 147V148H25ZM123 147V146H122ZM137 147V146H136ZM135 147V148H136ZM23 148V149H24ZM27 148V147H26ZM29 148V147H28ZM33 148V147H32ZM120 148V147H119ZM134 148V149H135ZM23 149H21L20 148V151L21 150H23ZM59 149V148H58ZM112 149V148H111ZM115 149H118L117 147L115 148ZM123 149V148H122ZM133 149V150H134ZM138 149V148H137ZM31 150V149H30ZM29 149H28V151H30ZM68 150V149H67ZM129 150V149H128ZM115 151H118L119 152V150H115ZM120 151H123V150H120ZM125 151V150H124ZM140 151V150H139ZM138 151V152H139ZM25 152H26V149H25ZM25 152H24V154H25ZM67 152H69V151H67ZM110 152H112V151H110ZM110 152H105L106 154H110ZM27 153V152H26ZM31 153V152H30ZM42 153V152H41ZM102 154H103V152H101ZM20 153H18V155H19ZM21 154H23L22 153V151H21ZM20 154V155H21ZM28 154V153H27ZM116 153H112V156H114ZM17 155V154H16ZM31 155H32V153H31ZM40 154H38V156H39ZM68 155V154H67ZM66 155V156H67ZM97 155V156H98ZM103 155H105V154H103ZM111 155V154H110ZM117 155V154H116ZM130 155V154H129ZM23 156V155H22ZM70 156V155H69ZM106 156V155H105ZM107 156H109V155H107ZM20 156H18V158H19ZM24 157H26L25 155H24ZM31 157H34V153H33V156H31ZM36 157V156H35ZM41 157H44V155L43 156H41ZM40 157V158H41ZM99 157V156H98ZM102 158L104 157V156H101ZM30 157H28V159H29ZM16 157H15V160L13 161V162H15L16 161ZM39 159V158H38ZM18 160V159H17ZM20 160H22V157H21V159ZM23 160H25V158L23 159ZM31 160H32V158H31ZM101 160V159H100ZM38 161V160H37ZM39 161H43V160H39ZM68 161H66V162H68ZM86 161V162H87ZM91 161H93L92 159H91ZM90 161V162H91ZM107 161V160H106ZM17 162V161H16ZM21 162V161H20ZM24 162V161H23ZM68 162V163H69ZM18 163H19V161H18ZM13 163V164H11L12 166H10V164H9V168H8V170H7V172L4 174V177H3V179H2V181H1V183H0V201L1 200H4V201H6V203L7 202H10L11 201V203H17L15 200H14V198H15V196H17L20 192H19V190H20V186L24 183H21V181H20V179H19V174H20V169L23 167V164H22V167H21V164L19 163ZM25 163V162H24ZM28 163V162H27ZM40 163V162H39ZM38 162H37V165L39 164ZM43 163H44V161H43ZM43 163H41V165L40 166H42L43 165ZM48 163H50V162H48ZM88 163V162H87ZM93 163V162H92ZM95 163H97V160H96V162L94 161V164ZM98 163H99V161H98ZM33 164H34V162H33ZM100 164H102V163H100ZM110 164V163H109ZM32 165V164H31ZM47 165V164H46ZM50 165V164H49ZM26 166V165H25ZM85 166H86V164H85ZM90 166V165H89ZM89 166H87V167H89ZM95 166H98V165H95ZM99 166H101V165H99ZM105 166V165H104ZM27 167V166H26ZM34 167V166H33ZM91 167V166H90ZM89 167V168H90ZM92 167H93V165H92ZM114 167V166H113ZM30 168V167H29ZM39 168V165H38V167H37V170H39L38 169ZM48 168V167H47ZM85 168V167H84ZM32 169V168H31ZM107 169V168H106ZM105 169V170H106ZM29 170V172L31 171L30 169H28ZM44 170V169H43ZM62 170V169H61ZM60 170V171H61ZM83 170H85V169H83ZM83 170H82V173H84L83 172ZM86 170H88V169H86ZM91 170H93V169H91ZM33 171V170H32ZM32 171H31V175H32ZM89 171V170H88ZM94 171V170H93ZM62 173H63V171H61ZM89 172H91V171H89ZM95 172V171H94ZM98 172V171H97ZM37 173H38V171H37ZM58 173H59V171H58ZM85 173H87V171H85ZM26 174V173H25ZM60 174V173H59ZM64 174V173H63ZM64 174V175H65ZM88 174V173H87ZM96 174V173H95ZM98 174V173H97ZM68 175V176H67ZM84 175V174H83ZM86 175V174H85ZM90 175H93V173L91 172L90 173ZM23 176V175H22ZM28 176H29V174H28ZM37 176H40V175H37ZM59 176V175H58ZM58 176H55L56 178L58 177ZM63 176V175H62ZM86 176H89V175H86ZM86 176H83V177H85L86 178ZM42 177V175L40 176V179H42L41 178ZM75 177V176H74ZM74 177H71L73 180L76 178V180H77V178H78V176H76L75 178ZM90 177V176H89ZM95 176H93V178H94ZM30 178V177H29ZM37 178H39V177H37ZM80 178V177H79ZM92 178V177H91ZM93 178L92 179H90L89 178V180H92L93 181ZM59 179H61V181L63 180V177H59ZM87 179V182H88V177L86 178ZM37 180H39V179H37ZM36 180V181H37ZM55 180V179H54ZM64 180H65V178H64ZM63 180V181H64ZM81 180H82V178H81ZM84 181H85V179H83ZM82 180V181H83ZM23 181V180H22ZM56 181H58V180H56ZM56 181H54L55 183H57ZM63 181H62V184H63ZM31 182V181H30ZM40 183H41V180L39 181ZM39 182H38V184H39ZM47 182V181H46ZM60 182V181H59ZM67 182V181H66ZM77 182H78V180H77ZM94 182V181H93ZM96 182V181H95ZM71 183V182H70ZM69 183V184H70ZM79 183V182H78ZM83 183V182H82ZM82 183H80V185L82 186L83 184ZM59 184V183H58ZM93 184H96V183H93ZM53 185H54V183H53ZM56 185V184H55ZM64 185H66V184H64ZM72 185V184H71ZM76 186H77V184H75ZM86 185V184H85ZM84 185V186H85ZM88 185H90V184H88ZM40 187V186H39ZM59 187H61V186H59ZM66 187V186H65ZM73 187V186H72ZM66 188H68V187H66ZM75 188V187H74ZM74 188H71V189H74ZM53 189V188H52ZM51 189V190H52ZM55 189V188H54ZM64 189V188H63ZM83 189V188H82ZM61 190H62V187H61ZM65 190V189H64ZM76 191V193L77 192H79V194L80 193H82L81 192V190H79V191H77V189H75ZM54 191V190H53ZM52 191V192H53ZM55 191H58V190H55ZM70 190H65L64 192L66 193H68ZM63 192V193H64ZM54 193V192H53ZM58 193V192H57ZM66 193V194H67ZM72 193V192H71ZM51 194V193H50ZM50 194H48L49 195V197H50ZM58 194H60V192L58 193ZM70 194V193H69ZM56 195V194H55ZM73 195V194H72ZM78 195V194H77ZM43 196V195H42ZM52 197H53V195H51ZM65 196V195H64ZM80 196V195H79ZM40 197H41V195H40ZM52 197H50V199H48V202L46 203V205H47V207L46 208H48L47 210H48V212H46V216H49V217H47V218H49V220L50 221H54V220H56V221H58L57 220V218H58V216L56 215L57 213V211L54 213L53 212V210L56 208L57 209V207L55 206H53L54 207V209H53V207H52V204H55L56 205V203H52ZM56 197H57V201H58V197H61V196H58V195H56ZM73 197H75V194L73 195ZM76 197H78V196H76ZM71 198V197H70ZM79 198L80 197H78V198H74L75 199V201H78L79 200ZM54 199V198H53ZM67 199V198H66ZM78 199V200H77ZM20 200H22V199H20ZM25 200V199H24ZM26 200H27V198H26ZM61 200V199H60ZM4 201H2V203L4 202ZM65 201V200H64ZM71 201H72V198H71ZM71 201H69V203L71 202ZM5 203V202H4ZM4 203H3V205L2 206H4ZM60 203V202H59ZM74 203V202H73ZM23 204V203H22ZM62 204V203H61ZM6 205V204H5ZM8 205V204H7ZM6 205V206H7ZM16 205V207H17V204H15ZM15 205H13V206H11V207H15ZM21 205V204H20ZM71 206H72V204H70ZM28 206V205H27ZM29 206H31V205H29ZM15 207V208H16ZM92 207H93V205H92ZM5 207H3V209H4ZM28 208V207H27ZM27 208H25V210L27 209ZM91 208V206L89 207V209ZM2 209V208H1ZM10 209V208H9ZM29 209V208H28ZM72 209H75V208H72ZM88 209V208H87ZM5 210H7V209H5ZM4 210V211H5ZM16 210V209H15ZM14 210V211H15ZM23 211V212H25L26 214H27V211ZM76 210H79V209H77L76 208ZM75 210V211H76ZM2 211V210H1ZM13 211V213H15L16 211L18 212V210H16L15 212ZM59 211V210H58ZM80 211V210H79ZM84 211V210H83ZM78 212V211H77ZM91 212H93V211H91ZM90 212V213H91ZM25 213H23V215L25 214ZM89 213V214H90ZM12 214V213H11ZM10 214V215H11ZM61 214H63V213H61ZM92 214V213H91ZM96 214V213H95ZM64 215V214H63ZM25 217H23L21 220H19L18 222H17V225H16V227L12 230V243H13V245H14V247H15V249H14V254H15V257H14V259L13 260H11V262H10V264H35V258H36V256L35 255H30V250H31V248H32V246H33V236L35 237V235H33V233L35 232V231H33V227L32 226H30V220L32 219L29 215H24ZM29 218H28V217ZM11 218L9 219V221L7 222V223H10V222H13V220L15 219V218H12V216H10ZM62 217V216H61ZM66 219V218H65ZM69 219V218H68ZM48 220V221H49ZM82 220V219H81ZM60 221V220H59ZM58 221V222H59ZM64 221V220H63ZM72 221H74V220H72ZM55 223V222H54ZM62 223V222H61ZM72 223V222H71ZM77 223V222H76ZM47 224H49V222L47 223ZM59 224H60V222H59ZM83 224V223H82ZM54 225V224H53ZM60 225H62V224H60ZM73 225L75 226V224H74V222H73ZM80 225V224H79ZM45 226H46V224H45ZM72 226V225H71ZM50 227H51V225L49 224V228H48V226H47V228H48V230H46L47 228H45L44 230H46V232H50L52 229H50ZM58 227V226H57ZM7 228V226L5 227V229ZM52 228V227H51ZM59 228V227H58ZM62 228V227H61ZM65 228H68V227H65ZM65 228H62V229H65ZM70 229L72 228V227H69ZM55 229L57 230V228H56V225H55ZM69 229V230H70ZM75 229V228H74ZM43 230V231H44ZM59 230H60V228H59ZM77 230V229H76ZM72 231H73V229H72ZM78 231V230H77ZM49 232L47 233V234H49ZM61 232V231H60ZM70 232V231H69ZM81 232V231H80ZM50 233H52V231L50 232ZM46 234V235H47ZM55 235H56V232L54 233ZM54 234H51L52 236L54 235ZM61 234V233H60ZM65 234V233H64ZM43 235V234H42ZM45 235V234H44ZM45 235V236H46ZM51 235L49 234L47 237H51ZM54 235V236H55ZM58 235H59V233H58ZM71 235V234H70ZM57 236V235H56ZM61 236V235H60ZM63 236L64 235H62L61 237L63 238ZM67 236H69L68 234H67ZM72 236V235H71ZM78 236V235H77ZM58 237V236H57ZM43 238V237H42ZM55 238V237H54ZM69 238V237H68ZM49 239V238H48ZM47 238L45 239L44 238V241L45 240H48ZM55 239H58V238H55ZM74 239V238H73ZM50 240H52V239H50ZM50 240H48V241H46V242H49ZM75 240V239H74ZM78 240V239H77ZM35 241V240H34ZM43 241V243L44 244H46V242H44ZM54 241V240H53ZM63 241H65V240H63ZM60 242V244L59 245H63V244H61V241H59ZM79 242V241H78ZM81 242V241H80ZM52 243V242H51ZM56 243V242H55ZM53 244V243H52ZM67 244V243H66ZM77 244V243H76ZM80 244V243H79ZM46 245H47V247H46ZM45 246H43L44 248L46 247V251H47V249L50 247L49 246V243H47ZM51 245V244H50ZM54 245V244H53ZM58 245V244H57ZM57 245H54V246H57ZM65 245V244H64ZM72 245V244H71ZM78 245V244H77ZM49 246V247H48ZM68 246V245H67ZM73 246V245H72ZM79 247H80V245H78ZM42 247V248H43ZM51 247L53 248V246L51 245ZM75 247V246H74ZM51 248V249H52ZM56 248V247H55ZM61 248V247H60ZM78 248V247H77ZM54 249V248H53ZM43 250V249H42ZM41 250V251H42ZM49 250V249H48ZM55 250V249H54ZM56 250H58V249H56ZM79 250V249H78ZM77 250V251H78ZM45 251V252H46ZM80 251H81V249H80ZM43 252V251H42ZM49 252L51 253V252H53V251H51V250H49ZM60 252H62V251H59V253ZM50 253H45V254H50ZM58 253V254H59ZM43 254V253H42ZM55 254H57V251L55 252ZM41 255V254H40ZM51 255V258H52V254H50ZM54 255V254H53ZM79 255V254H78ZM42 256H44V257H42V259H48L47 257L45 258V255L43 254ZM47 256V255H46ZM56 256V255H55ZM75 256H77V255H75ZM49 257V256H48ZM41 258V257H40ZM54 258V257H53ZM52 258V259H53ZM76 258V257H75ZM21 259H23V261H21ZM39 259V258H38ZM42 259H39V260H42ZM50 259V258H49ZM49 259L47 260V261H45V263L46 262H49ZM55 259V258H54ZM53 259V260H54ZM60 258H59V256H58V259L57 260H59ZM38 260V261H39ZM44 260H42V261H44ZM53 260H50V263H52L53 262ZM61 260V259H60ZM79 260V259H78ZM24 261H26L25 263H23ZM52 261V262H51ZM61 261H63V260H61ZM60 261V264L61 263H63V262H61ZM56 262V264L58 263L57 261H55ZM65 262V261H64ZM40 263V262H39ZM43 263V262H42ZM73 263V262H72ZM41 264V263H40ZM54 264V263H53ZM64 264V263H63ZM65 264H66V262H65ZM75 264V263H74ZM78 264V263H77Z\"/></svg>", "mask_w": 264, "mask_h": 264}]
</instances>
